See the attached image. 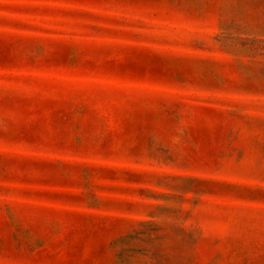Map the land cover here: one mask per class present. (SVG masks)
I'll use <instances>...</instances> for the list:
<instances>
[{
    "label": "rangeland",
    "instance_id": "374dc122",
    "mask_svg": "<svg viewBox=\"0 0 264 264\" xmlns=\"http://www.w3.org/2000/svg\"><path fill=\"white\" fill-rule=\"evenodd\" d=\"M0 264H264V0H0Z\"/></svg>",
    "mask_w": 264,
    "mask_h": 264
}]
</instances>
